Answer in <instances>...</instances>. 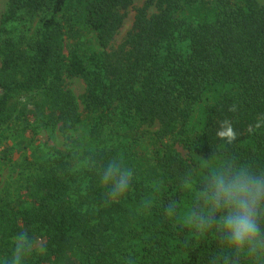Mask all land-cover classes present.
<instances>
[{
  "label": "trees",
  "instance_id": "obj_1",
  "mask_svg": "<svg viewBox=\"0 0 264 264\" xmlns=\"http://www.w3.org/2000/svg\"><path fill=\"white\" fill-rule=\"evenodd\" d=\"M130 8L132 29L115 45ZM68 78L86 85L83 109ZM225 119L232 143L216 134ZM31 126L60 128L71 145L27 144ZM0 148L3 163L21 157L17 188L0 194V264L22 236L32 247L20 264H254L191 212L219 165L264 171V5L9 0ZM110 165L116 178L130 173L124 192L104 182Z\"/></svg>",
  "mask_w": 264,
  "mask_h": 264
},
{
  "label": "clouds",
  "instance_id": "obj_2",
  "mask_svg": "<svg viewBox=\"0 0 264 264\" xmlns=\"http://www.w3.org/2000/svg\"><path fill=\"white\" fill-rule=\"evenodd\" d=\"M216 134L228 143L238 135L227 119L220 122ZM129 176L125 172L116 178L110 165L103 179L105 183L113 180L114 191L124 192ZM196 203L202 205L199 211L191 212L196 223L205 229L216 228L236 254L251 258L254 264H264V171L231 162L221 164L203 181ZM31 247L27 237L22 236L10 264H20L21 255Z\"/></svg>",
  "mask_w": 264,
  "mask_h": 264
},
{
  "label": "rangeland",
  "instance_id": "obj_3",
  "mask_svg": "<svg viewBox=\"0 0 264 264\" xmlns=\"http://www.w3.org/2000/svg\"><path fill=\"white\" fill-rule=\"evenodd\" d=\"M9 0H0V25H1V19L3 14L7 10ZM148 0H134V6L135 7H142L144 6ZM260 5H264V0H258ZM155 8H151L149 11L150 13L155 12ZM126 14L125 22L122 28L119 30L116 38H115V45L120 44L123 39L126 37L128 32L132 29L133 22H134V16H135V10L134 8H130L128 10H124ZM67 86L70 90H72L74 96L76 97L79 107L83 109L82 107V101L81 97L85 93L86 85L82 79L79 78H68L66 79ZM199 114L196 113L195 116H198ZM32 123V122H31ZM33 124V123H32ZM158 126L155 124V126H146L144 127V130L146 131H154L156 130ZM34 127L31 126L27 131L24 133L26 136L27 144L33 143L34 146L39 147L43 149L45 152L49 151L51 148H57L64 150L67 147L69 148V145H71V142L69 140V137L66 133H64L60 128H56L52 131L39 128V129H33ZM178 149L180 152L184 155L187 154V150L184 149L182 146H179ZM0 154H1V148H0ZM20 156H16L15 163H2L3 165L0 168V194L1 190L5 186V184H9L11 187V190H14L18 186V179L20 178V172L21 169L19 168L20 162ZM35 248L37 250L41 249V242L40 240L37 241L35 244ZM126 254V251H124ZM120 260H125V256L122 254L119 255Z\"/></svg>",
  "mask_w": 264,
  "mask_h": 264
}]
</instances>
